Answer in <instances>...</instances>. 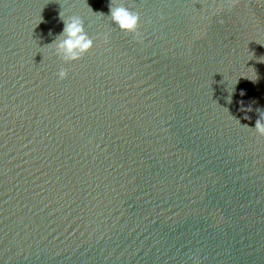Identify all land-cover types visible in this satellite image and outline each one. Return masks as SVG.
Wrapping results in <instances>:
<instances>
[{
	"label": "water",
	"instance_id": "95a60500",
	"mask_svg": "<svg viewBox=\"0 0 264 264\" xmlns=\"http://www.w3.org/2000/svg\"><path fill=\"white\" fill-rule=\"evenodd\" d=\"M115 3L140 14L142 42L110 0H0V209L179 158L264 110V0ZM60 13L93 39L79 60L55 52Z\"/></svg>",
	"mask_w": 264,
	"mask_h": 264
},
{
	"label": "clouds",
	"instance_id": "9594fccd",
	"mask_svg": "<svg viewBox=\"0 0 264 264\" xmlns=\"http://www.w3.org/2000/svg\"><path fill=\"white\" fill-rule=\"evenodd\" d=\"M230 2L232 7H236L240 0H230ZM109 12L111 21L121 31L133 34L137 42H142L140 40V14L138 12L132 11L122 4H116L115 0H110ZM101 14L103 15V13ZM60 17L63 20L64 28L62 33L52 42L55 45V52L65 62L79 60L93 48V39L86 33L84 21L79 16L73 15L65 19L60 13ZM103 38L104 42L108 43V35L105 34ZM67 75V70L63 68L57 73L60 80L66 79ZM257 112H259V118L255 122L254 131L259 136L264 137V110L257 109ZM245 119H249V117L245 116Z\"/></svg>",
	"mask_w": 264,
	"mask_h": 264
}]
</instances>
